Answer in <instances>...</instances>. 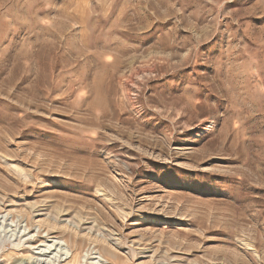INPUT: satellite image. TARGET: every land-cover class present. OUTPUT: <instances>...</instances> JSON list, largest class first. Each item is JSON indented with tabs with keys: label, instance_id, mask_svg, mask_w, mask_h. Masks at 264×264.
Returning a JSON list of instances; mask_svg holds the SVG:
<instances>
[{
	"label": "rangeland",
	"instance_id": "374dc122",
	"mask_svg": "<svg viewBox=\"0 0 264 264\" xmlns=\"http://www.w3.org/2000/svg\"><path fill=\"white\" fill-rule=\"evenodd\" d=\"M0 218V264H264V0H0Z\"/></svg>",
	"mask_w": 264,
	"mask_h": 264
},
{
	"label": "bare ground",
	"instance_id": "6f19581e",
	"mask_svg": "<svg viewBox=\"0 0 264 264\" xmlns=\"http://www.w3.org/2000/svg\"><path fill=\"white\" fill-rule=\"evenodd\" d=\"M1 219V218H0ZM27 230V229H26ZM24 233V231H23ZM17 234V233H16ZM28 234V233H27ZM18 235V234H17ZM26 235V234H25ZM24 235V236H25ZM27 236V235H26ZM22 237V236H21ZM37 250V252L35 253V255H39L40 258H38L40 261H44L43 263H48V259L49 260H53L55 258H59V262H63L65 261L66 259L70 258V256H68V250L66 249L65 247V244L64 242L62 241H59L57 239H50V240H47L45 241L44 244H40L38 245L36 248H34ZM51 255V256H49ZM41 256H44L46 257L45 259H41L42 257ZM37 258V257H36ZM94 259H98L97 262H95L94 264H99V263H102V264H105L104 260H101V257H96ZM36 260V259H35ZM39 261V262H40ZM32 262V261H31Z\"/></svg>",
	"mask_w": 264,
	"mask_h": 264
}]
</instances>
